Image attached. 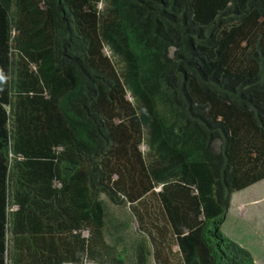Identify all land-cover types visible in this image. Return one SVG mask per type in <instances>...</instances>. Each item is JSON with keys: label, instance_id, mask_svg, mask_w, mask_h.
<instances>
[{"label": "trees", "instance_id": "obj_1", "mask_svg": "<svg viewBox=\"0 0 264 264\" xmlns=\"http://www.w3.org/2000/svg\"><path fill=\"white\" fill-rule=\"evenodd\" d=\"M0 77V264H126L103 195L157 264H257L221 225L264 178V0H0Z\"/></svg>", "mask_w": 264, "mask_h": 264}, {"label": "rangeland", "instance_id": "obj_2", "mask_svg": "<svg viewBox=\"0 0 264 264\" xmlns=\"http://www.w3.org/2000/svg\"><path fill=\"white\" fill-rule=\"evenodd\" d=\"M103 7V3L99 4ZM104 206L106 208L105 238L113 245L116 250L124 249L126 264H136V247L143 245L145 247V264H157L153 260L152 248L149 239L140 229V223L133 215L132 211L126 205H115L104 195ZM231 205V199H230ZM232 205V208L235 207ZM254 211H246L247 214ZM257 217L262 220L264 211H255ZM233 214V213H232ZM232 214L222 223V231L232 240L250 251L257 264H264V232L254 231V227L248 220L243 222L242 217L234 219ZM87 234V231L84 232ZM168 249V248H167ZM166 249V252H167ZM175 249V246H173ZM173 263H177L178 256L171 257Z\"/></svg>", "mask_w": 264, "mask_h": 264}, {"label": "crops", "instance_id": "obj_3", "mask_svg": "<svg viewBox=\"0 0 264 264\" xmlns=\"http://www.w3.org/2000/svg\"><path fill=\"white\" fill-rule=\"evenodd\" d=\"M234 204L236 205L232 208ZM246 211L254 212L247 214ZM255 211H264V178L241 190H235L231 194V205L229 206L225 220L229 214L233 213L234 219L238 214V217H242L243 222L247 220L250 222L248 224L254 227V231L264 232V218L259 221V217H257Z\"/></svg>", "mask_w": 264, "mask_h": 264}, {"label": "clouds", "instance_id": "obj_4", "mask_svg": "<svg viewBox=\"0 0 264 264\" xmlns=\"http://www.w3.org/2000/svg\"><path fill=\"white\" fill-rule=\"evenodd\" d=\"M3 80V77H0V81H2Z\"/></svg>", "mask_w": 264, "mask_h": 264}]
</instances>
